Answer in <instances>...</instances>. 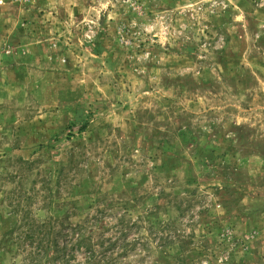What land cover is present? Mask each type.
<instances>
[{"label": "rangeland", "instance_id": "374dc122", "mask_svg": "<svg viewBox=\"0 0 264 264\" xmlns=\"http://www.w3.org/2000/svg\"><path fill=\"white\" fill-rule=\"evenodd\" d=\"M0 264H264V0L0 5Z\"/></svg>", "mask_w": 264, "mask_h": 264}, {"label": "trees", "instance_id": "16d2710c", "mask_svg": "<svg viewBox=\"0 0 264 264\" xmlns=\"http://www.w3.org/2000/svg\"><path fill=\"white\" fill-rule=\"evenodd\" d=\"M87 124H85V125H83L81 128H80V132H84L86 129H87ZM50 223V222H49ZM42 227H45V228H49L50 227V229L52 230V225L51 224H46L45 225V223H42ZM35 230H34V228H33V232H34ZM38 232H41V231H44V228H41L40 230H37ZM32 238H34V237H32Z\"/></svg>", "mask_w": 264, "mask_h": 264}, {"label": "built area", "instance_id": "2783aa9c", "mask_svg": "<svg viewBox=\"0 0 264 264\" xmlns=\"http://www.w3.org/2000/svg\"><path fill=\"white\" fill-rule=\"evenodd\" d=\"M7 0H0V5H3V4H5V2H6ZM14 1H25V0H14Z\"/></svg>", "mask_w": 264, "mask_h": 264}]
</instances>
